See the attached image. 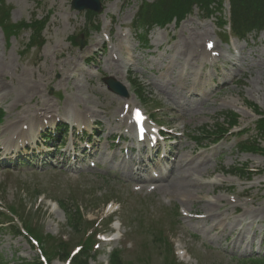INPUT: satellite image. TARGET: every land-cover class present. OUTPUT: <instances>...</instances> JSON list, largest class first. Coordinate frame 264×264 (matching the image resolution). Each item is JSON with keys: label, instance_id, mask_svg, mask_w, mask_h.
Listing matches in <instances>:
<instances>
[{"label": "rangeland", "instance_id": "obj_1", "mask_svg": "<svg viewBox=\"0 0 264 264\" xmlns=\"http://www.w3.org/2000/svg\"><path fill=\"white\" fill-rule=\"evenodd\" d=\"M4 1L11 9L12 23L29 22L33 17L42 19L48 14L50 18L43 32L45 45L40 51L26 48L29 31L23 30L7 40L0 30V108L4 111L0 140L20 130L23 124L37 131L44 124L35 114L40 115L45 109L50 116L57 114V118H87L99 123V134L95 136L99 142L91 160L97 168L74 173L66 155L60 157V152H56L51 166L40 167L43 169L1 167L0 200L4 206L15 209L20 217L31 218L33 225L44 235L52 236L55 243V238H73L74 245L82 232L75 233L66 227L65 216L55 208L54 200L79 204L84 215L97 220L103 217L108 200L116 201L110 210L117 202L124 203L123 211L119 209L113 216L115 225L120 222L116 231L121 241L102 244L96 260L90 264H105L113 249L121 251L123 262L165 264L159 244L153 243V236L159 235L157 227H162L171 246L175 248L180 243L191 254L182 257L188 261L175 258L177 264H237L243 258H264V155L241 153L237 149L246 135H255L256 116L244 101L264 112V32L235 42L233 46L240 58L234 60L230 44L219 41L221 31L214 21L202 18L197 10L180 25L151 31L148 46L143 48L132 36L120 38V33L131 26L141 0H101L103 11L94 17L99 30L91 31L87 37L82 33L85 11L72 10L71 0ZM109 30L111 44L106 49L102 33ZM78 35L83 39L82 48L70 41L71 36ZM204 38L213 39L218 45L221 57L216 62L201 54ZM130 74L143 83L152 100L142 107L148 113H153L151 107H157L156 116L161 124L184 132L177 139L173 154L191 161L192 169L187 170L185 165L181 169L192 174V181L203 185L190 201L165 194L151 183H135L130 177L147 178L157 168L150 166L149 156L141 152L121 151L123 145L132 144L130 139L121 145L111 142L113 136L125 132L114 119L126 99L107 91L101 79L112 76L123 83ZM127 100L140 105L131 89ZM227 111L239 115V123L248 129L247 134L198 149L189 137L196 136L202 126H211L217 115ZM9 124L11 130L6 129ZM261 147L264 148V138ZM63 151L66 152L65 148ZM140 159L147 167L136 172L135 163ZM243 165L257 170L251 180L220 173L221 168L229 170ZM38 193L43 195L37 197ZM232 195L236 204L230 203ZM209 200L214 203L208 205ZM235 206L239 210L235 211ZM175 208L178 216L171 218ZM132 209L134 213L125 214V210ZM181 212L190 213L191 217H183ZM194 214L215 217L198 221L192 220ZM170 224L174 226L172 231L168 230ZM103 229L112 231L111 225ZM7 232L8 229L0 232V257L6 264L36 257L24 238ZM47 259L49 264H62L55 257ZM167 261L170 262L169 256Z\"/></svg>", "mask_w": 264, "mask_h": 264}, {"label": "trees", "instance_id": "obj_2", "mask_svg": "<svg viewBox=\"0 0 264 264\" xmlns=\"http://www.w3.org/2000/svg\"><path fill=\"white\" fill-rule=\"evenodd\" d=\"M222 0H157L155 3L148 4L143 2L139 8L137 22L140 27L145 31L150 30L154 25H165L171 22L173 19L180 21L191 10L192 6L197 5L200 9L207 13H212V5H216L218 8L221 6ZM231 8V22L233 31L243 36L245 33L251 31H260L264 29V0H229ZM7 17L0 19V26L6 31L14 27L4 25V20ZM35 23V22H34ZM32 30L31 37L33 41L40 37L42 25L28 26ZM38 47L42 45V42L36 43ZM256 127L261 136H264V118L259 119L256 123ZM252 149H255L252 147ZM258 151H260L258 149ZM60 206L66 213L67 224L74 231L80 230L81 218L77 213V209H74L68 203H60ZM47 245H51L48 240ZM63 244L61 243V246ZM65 247H63L64 252ZM63 252V253H64ZM89 257L88 251H83L78 257L75 258L76 264H87V258ZM238 264H264L262 261H247L238 260ZM0 264H6L0 257ZM16 264V263H15ZM20 264H39L36 261L32 263L22 262ZM110 264H123L120 256L117 252L112 253L110 257Z\"/></svg>", "mask_w": 264, "mask_h": 264}, {"label": "bare ground", "instance_id": "obj_3", "mask_svg": "<svg viewBox=\"0 0 264 264\" xmlns=\"http://www.w3.org/2000/svg\"><path fill=\"white\" fill-rule=\"evenodd\" d=\"M167 98L170 101H172V99H173L170 94H167ZM35 116H37V113L35 114ZM10 127L11 126L9 124L6 127V129L11 130V129H9ZM30 131H32L31 128H30ZM14 134L15 133L13 132L12 135H14ZM21 136H23V135H21ZM182 165H185L187 170L189 168L190 169L193 168L191 161L179 158L175 163H173L172 171H171L170 175L161 177L159 179V181H154V183L156 184V182H158L157 187L158 188L160 187V189L163 193L175 195V196L181 197L185 201H190L191 198H194L195 195L200 193V190L203 187V185L200 183L197 184L195 181H192V179H191L192 174L189 173L188 171H183L181 169ZM141 166H143V165H141ZM194 170H198V169L194 168ZM198 171L200 172V173L199 172L198 173L201 174V171L200 170H198ZM192 172L194 173L196 171H192ZM147 181H153V179L152 178H146V179L138 181V182L145 183ZM159 183H161V185H159ZM208 205H212V203L208 202ZM212 217L214 218L215 216L213 214L212 215L210 214L205 219H209ZM211 220H215V219H211Z\"/></svg>", "mask_w": 264, "mask_h": 264}, {"label": "water", "instance_id": "obj_4", "mask_svg": "<svg viewBox=\"0 0 264 264\" xmlns=\"http://www.w3.org/2000/svg\"><path fill=\"white\" fill-rule=\"evenodd\" d=\"M72 7L77 10L91 8L95 11H99V4L96 0H74L72 2ZM107 83L110 89H114L115 92L121 94L122 91L119 84H114L111 81H108Z\"/></svg>", "mask_w": 264, "mask_h": 264}]
</instances>
